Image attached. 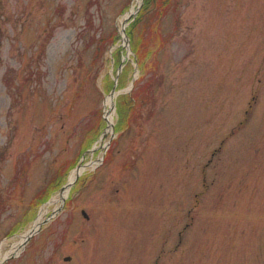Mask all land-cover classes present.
Segmentation results:
<instances>
[{"label": "rangeland", "instance_id": "rangeland-1", "mask_svg": "<svg viewBox=\"0 0 264 264\" xmlns=\"http://www.w3.org/2000/svg\"><path fill=\"white\" fill-rule=\"evenodd\" d=\"M133 5L0 0V263L264 264V0Z\"/></svg>", "mask_w": 264, "mask_h": 264}, {"label": "trees", "instance_id": "trees-1", "mask_svg": "<svg viewBox=\"0 0 264 264\" xmlns=\"http://www.w3.org/2000/svg\"><path fill=\"white\" fill-rule=\"evenodd\" d=\"M174 0H145L144 5L142 7V9L140 10V12L138 13L136 19L131 23L130 27H129V35L132 38V45H133V50L135 52V56H136V60L137 62L140 64V67L142 66V68H144V59L146 57H148V55L150 54V50L147 49L148 47H145L144 43V34H142V31L140 32L139 27L145 22V20L148 18V16L150 14H162L165 12V10L171 6L172 2ZM139 30V33H138ZM118 39V36L114 37V42H116ZM116 61L120 64V59L118 57V53H116ZM131 69L130 64L128 63L126 65V67L124 68V75H127V72ZM123 75V78L121 80V83L123 84L124 82V78L125 76ZM122 98V97H121ZM125 102L122 98V101L120 102V104L118 105V110L119 113L122 116V120L123 122L125 121V119L128 118L127 113L130 111V107H132V105L135 103V99L134 101H131V96H125ZM127 99V100H126ZM56 178V176L54 177V179ZM53 179V181H54ZM61 181H58L54 187H49V191L47 193H45L44 198H39L37 197L35 200V203L33 204L34 208H36L37 206H39V203H43L46 202L48 200V194L49 192L52 193L53 191H55V189L57 187H59L58 184H60ZM61 185V184H60Z\"/></svg>", "mask_w": 264, "mask_h": 264}, {"label": "bare ground", "instance_id": "bare-ground-1", "mask_svg": "<svg viewBox=\"0 0 264 264\" xmlns=\"http://www.w3.org/2000/svg\"><path fill=\"white\" fill-rule=\"evenodd\" d=\"M136 1L138 3H140V0H136ZM135 9H136V6L133 5L131 11L128 13V16L133 14L135 12ZM127 17L125 19H127ZM115 97H116V95L114 97L109 96L107 98V100H106V116H107L106 119H107L108 124H109L107 132L111 131L112 124H113L111 113H112V109H113V106H114ZM94 165H96V164L94 162H92V163H89V164L82 165L79 169L73 170L71 175H70V177H69V183L73 182L75 180L76 176L78 174H81L82 172H84L88 166H94ZM67 196H68V190H65L63 193L60 194V198L57 199L56 201H61L62 202L63 198H66ZM42 212L39 215L38 219L36 220L35 224L33 225L34 228H38L39 223L42 222L44 211H42ZM23 240H24V237H23L22 241L19 244H17L18 247L22 245ZM17 246H16V248H18ZM13 254H15V253H10V254H7L6 256H10V255H13Z\"/></svg>", "mask_w": 264, "mask_h": 264}, {"label": "water", "instance_id": "water-1", "mask_svg": "<svg viewBox=\"0 0 264 264\" xmlns=\"http://www.w3.org/2000/svg\"><path fill=\"white\" fill-rule=\"evenodd\" d=\"M138 10H139V8H138ZM138 10L136 11V13L138 12ZM126 24H127V23H125V25H124V27H123V32H124V34H125V40L128 42V41H129V38H128L127 34H126V28H125ZM114 94H115V88L113 89L111 95L114 96ZM78 169H79V167H78ZM79 176H80V174L77 175L75 181L79 178ZM75 181H74V182H75ZM74 182L66 184V185L62 188L61 192L63 193L66 189H68V191H69L70 188L72 187V185L74 184ZM63 204H65V198H63ZM61 208H62V207H61ZM61 208H60V209H61ZM60 209H59V210H60ZM59 210H58V211H59ZM84 216H85V217H88L87 214H86L85 212H84ZM46 222H48V220L44 221L43 224L46 223ZM41 226H42V224L40 225V227H41ZM38 231H39V230H33V231H31V232H30V235L26 238V240H29V239H30L35 233H37ZM24 243H25V242H24ZM12 257H13V256H12ZM7 259H9V258H6V260H7ZM70 259H71L70 257H66V260H70Z\"/></svg>", "mask_w": 264, "mask_h": 264}]
</instances>
